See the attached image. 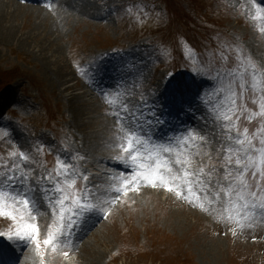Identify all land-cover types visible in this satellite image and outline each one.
Wrapping results in <instances>:
<instances>
[{"label": "rangeland", "instance_id": "rangeland-1", "mask_svg": "<svg viewBox=\"0 0 264 264\" xmlns=\"http://www.w3.org/2000/svg\"><path fill=\"white\" fill-rule=\"evenodd\" d=\"M70 1L74 4L73 0ZM256 4L262 8L260 0H256L255 4L252 0H85L64 10L58 5L47 12L50 17L54 16L52 10L63 13L60 18L55 16L60 26L56 43L62 48V52L56 55L73 72L75 92L90 89L79 69L97 61L111 48L116 51L111 56L130 66L131 75L124 77L122 89L135 92L128 98L134 104L141 94L148 102L153 100L158 79L163 80L165 76L174 78L172 74L176 68L180 72L186 70L190 77L191 74L198 75L201 79L209 71L218 75L215 81L226 77L227 81L218 82L214 87L212 82L206 83L209 85L202 91L203 103L196 108L197 116L206 118L210 131L214 132L219 124L212 122L216 115L209 103L212 94L216 92L218 96V101L213 103H223L230 94L229 89H238L237 81H232L237 73H233L231 78L229 75L220 76L219 69L225 65L230 66L227 70L238 68L237 49L264 67V31H261L264 29V14L257 16ZM31 21L32 18L27 16L21 30H28L27 24ZM118 46H126V50L137 57V62L132 61L128 51L127 54L124 49L116 48ZM0 47V94L10 89L2 100V109L8 103L15 108L9 114H1L0 136L5 132L9 136L7 143L0 140V168L3 161L11 162L9 151H31L30 146L38 143L45 146L41 159L47 162L48 168L54 166L63 144H70L84 158L81 162L86 161L87 164L90 158L83 149L87 152L92 149L97 154L108 153V157L117 154L118 150L112 145V124L104 136L109 138V142L97 138L99 150L87 147L81 137L76 139L81 131L76 126L71 128L70 104L64 98L66 93L57 92L61 86L53 85L52 76L44 72L26 48L28 46L24 49L13 43ZM143 49L147 50L144 52ZM222 54L227 56V60L222 59ZM250 72L251 69L249 75ZM135 84H139L140 88L135 89ZM92 94L101 106V115L95 116L105 120L109 115L101 103L105 100L100 94ZM258 97L259 93L247 100L249 109L258 111ZM237 103L242 101L237 99ZM92 115L95 117L94 113ZM244 123L250 132L259 126L256 120ZM97 139L93 138L92 142H97ZM48 148L55 151L49 152ZM204 161L207 162L206 156ZM111 162L113 166L109 167L112 168L120 163L116 160ZM175 183L181 184L179 180ZM181 187L184 196H178L166 187L164 192L167 191V196L158 194L154 188L142 194L128 195L116 203L105 204L101 210H113L102 228L91 236L88 245L71 250L67 256L62 254L60 246H56L55 250L51 246H43L45 255L41 257L33 244L30 250L32 263L39 264L43 260L47 264H64L80 255L84 258L87 254L92 259L88 264H264V220L235 219L231 226L226 227L222 215L225 206L219 203L209 206L205 202V207L201 208L199 203L204 200L203 193L200 201L194 194L189 200L187 186L181 184ZM196 192H200L199 185L194 187ZM7 208L14 210L18 219L22 217L31 222L33 216L23 205L13 206L9 200ZM44 214L47 219L44 223L35 219L41 225L39 239L45 238L46 225L52 224L51 219L46 217L48 213ZM169 217L175 222L176 218L186 219V224L182 223L179 230L172 228L167 220ZM239 223L244 226H238ZM215 224L226 227L225 237H222V229ZM15 228L16 224L10 217L0 214V233L9 229L14 231Z\"/></svg>", "mask_w": 264, "mask_h": 264}, {"label": "snow or ice", "instance_id": "snow-or-ice-1", "mask_svg": "<svg viewBox=\"0 0 264 264\" xmlns=\"http://www.w3.org/2000/svg\"><path fill=\"white\" fill-rule=\"evenodd\" d=\"M252 2L255 4L256 0ZM260 3L264 4V0ZM256 7L257 16L264 14L260 4ZM236 51L238 68L227 70L226 65L224 67L230 78L233 73H238L237 91L229 89L230 94L223 103H213L218 101L216 92L209 100L212 111L216 113L212 122L219 124L214 132L201 134L203 129L194 131L185 127L186 135L175 141L151 143L154 132L166 123L164 114L149 105L143 94L133 104L128 99L135 95L132 89L124 91L118 88L113 94L102 93L111 109L108 114L113 118L112 145L118 150L116 155L105 159L116 160L135 170L127 175L107 167L91 171L70 144L62 145L51 168L41 159L45 153L43 144L30 146L31 151H9L11 162L3 161L0 168V214L10 217L16 228L2 235L9 240L33 241L36 251L43 257L42 245L55 250L58 243L69 240L77 224L93 211L102 209L105 204L116 203L121 192L140 191L142 185L166 187L178 196H184L181 184H185L189 200L194 194L200 201L203 193L204 200L199 203L201 208L205 207V202L209 206L219 203L228 209L229 219H232L231 209L236 208L239 210L238 221L264 220V67L254 63L239 49ZM222 59L227 60V56L222 54ZM249 69L252 87L246 90L248 81L245 75L249 74ZM196 71L200 74L199 69ZM134 88L139 89L140 85L135 84ZM257 93L258 111L247 107V100L255 98ZM237 99L242 103L238 104ZM203 100L202 93L198 91L187 101L186 110L194 112ZM145 107L147 113L143 111ZM253 120L259 126L250 132L244 121L250 123ZM8 136L9 133L5 132L0 140L7 143ZM182 145L188 147L182 148ZM47 151L55 149L48 148ZM205 156L207 162L204 161ZM177 180L181 184L175 183ZM196 185H199L200 192L194 193ZM38 194L52 217V224L46 225V236L42 241L35 217L31 222L22 217L18 219L14 211L7 208V202L11 200L13 206L23 205L28 213H39L43 205L37 203ZM238 226L244 225L239 223ZM233 232L235 234V230ZM40 264L44 261L41 260Z\"/></svg>", "mask_w": 264, "mask_h": 264}, {"label": "bare ground", "instance_id": "bare-ground-1", "mask_svg": "<svg viewBox=\"0 0 264 264\" xmlns=\"http://www.w3.org/2000/svg\"><path fill=\"white\" fill-rule=\"evenodd\" d=\"M73 1L76 5H79L80 2L83 3L85 0ZM67 7H72V3L65 2L62 6H60L62 10ZM47 10L35 6L19 5L13 0H0V46L12 45L13 43L23 48L28 46L26 48L31 51L39 65L43 67L44 72L52 76L53 85L61 86V88H58L57 92H60L61 94L66 93L64 98L68 104H70L68 111L71 114L70 124L73 125H71V128L76 126L81 131L79 136H75L76 139L81 137L87 147L97 150L99 148L98 139L104 138V142H109V138L104 136L108 132L109 125L113 123V118L111 115H108V118L102 120V118L95 116L101 115L99 112L101 110V106L100 102L93 97L90 90L83 89L82 92H75L76 84L73 83V72L66 67L61 59L58 58L59 56L57 57L59 52H62L61 45L56 43L58 36H60V26L57 22L58 17L60 18L63 13H58L57 11L52 10V15L54 16L50 17ZM27 16L32 18V21L27 24L29 25V29L26 31L21 30L23 20H25ZM55 16L58 17L55 18ZM53 19H55L54 21L57 24L53 22ZM9 90L0 94V102L8 94ZM93 113L95 117H93ZM89 128H93V130H89ZM200 128L204 129L201 125ZM93 138H98L97 142H92ZM94 144L95 146H93ZM83 152L86 155H89L90 162L89 164L86 163V167H89L91 171H97V167L110 168V165L113 166L111 160L105 159L108 157V153L97 154L96 152H93L92 149L88 151L89 153L86 149H83ZM142 193L143 190L139 192V194ZM157 193L163 194L162 192ZM167 220L172 228L178 230L180 229L182 223L186 224V219L179 220L176 218L175 222L169 217ZM101 228L102 226L99 227V229ZM92 235L95 236L96 232H93L91 236ZM91 238L92 237L88 238L82 246L84 247ZM16 247L17 250H22V246L20 244H17ZM80 256L78 258L65 261L64 264H88V262L92 261L91 256H87V254L84 258H81ZM24 262H26L25 264L32 263V255L30 252L25 254Z\"/></svg>", "mask_w": 264, "mask_h": 264}]
</instances>
